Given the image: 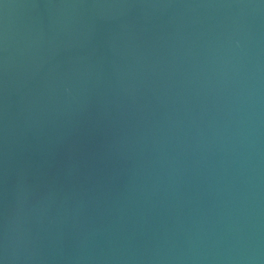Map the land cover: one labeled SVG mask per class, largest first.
<instances>
[{
  "label": "water",
  "instance_id": "water-1",
  "mask_svg": "<svg viewBox=\"0 0 264 264\" xmlns=\"http://www.w3.org/2000/svg\"><path fill=\"white\" fill-rule=\"evenodd\" d=\"M0 264H264V0H0Z\"/></svg>",
  "mask_w": 264,
  "mask_h": 264
}]
</instances>
